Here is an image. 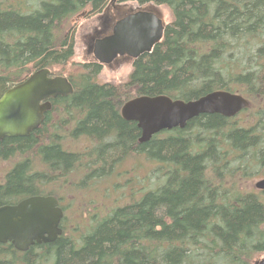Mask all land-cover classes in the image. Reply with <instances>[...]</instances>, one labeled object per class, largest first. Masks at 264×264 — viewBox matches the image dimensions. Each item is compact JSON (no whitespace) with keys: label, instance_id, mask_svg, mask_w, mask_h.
<instances>
[{"label":"trees","instance_id":"obj_1","mask_svg":"<svg viewBox=\"0 0 264 264\" xmlns=\"http://www.w3.org/2000/svg\"><path fill=\"white\" fill-rule=\"evenodd\" d=\"M109 1L0 0V97L39 69L62 75L53 69L72 62L76 41L58 37V25ZM129 1L165 5L172 21L152 52L132 59L128 80L101 83L102 66L83 63L67 75L74 92L52 99L40 128L0 141V159L12 164L0 206L50 192L81 215L74 224L66 216L54 242L27 251L0 244V264H251L264 254V191L239 182L264 164V0H117ZM215 90L250 105L234 117L201 114L143 143L137 123L121 116L137 96L187 101ZM129 154L158 165L157 179L146 174L139 186L132 172L113 182ZM94 175L108 182L97 195ZM109 187L122 192L111 206ZM94 207L98 215L88 213Z\"/></svg>","mask_w":264,"mask_h":264},{"label":"water","instance_id":"obj_2","mask_svg":"<svg viewBox=\"0 0 264 264\" xmlns=\"http://www.w3.org/2000/svg\"><path fill=\"white\" fill-rule=\"evenodd\" d=\"M166 22L155 7L133 10L116 21L109 35L94 42V56L101 64H111L119 56L138 58L150 53L164 37ZM74 92L68 77L52 76L48 68L33 72L23 82L10 87L0 97V140L29 136L44 122L52 109L50 99ZM250 101L240 93L215 90L192 100L167 95L137 96L122 107L125 120L134 121L141 130L139 142L174 128H185L201 114L234 117L249 107ZM264 191V178L255 183ZM64 211L54 196H32L14 205L0 206V243L11 242L19 251L38 243L54 242L62 235ZM104 264V263H101ZM256 264H264V257Z\"/></svg>","mask_w":264,"mask_h":264},{"label":"rangeland","instance_id":"obj_3","mask_svg":"<svg viewBox=\"0 0 264 264\" xmlns=\"http://www.w3.org/2000/svg\"><path fill=\"white\" fill-rule=\"evenodd\" d=\"M120 4H122L120 6L123 7L120 10L121 12H124L129 8H132L133 10L146 8L144 6H140L136 1H129V2L120 3ZM28 5H29V3H28ZM148 6L158 8L166 23H169L170 21H172L171 10L167 6L155 5V4H150ZM92 14H93V16H88L87 19H85V18L77 19L76 15H75V16H72V18H70L69 20L63 21L62 23H60L58 25V29H57L58 37L59 36L65 37L66 35L74 36L76 44H75V55H74L72 62L70 64H68L67 66H59V65L56 66L53 69L54 72L65 75L66 77H67V75H71V76L74 74L77 75L76 67L79 65H82L83 63L86 62V59H85L86 48L85 47L87 46V41H89L88 34L93 32L94 26H99L104 20L101 18L100 19L96 18L95 13H92ZM108 18L110 20L117 19V17H115L114 13H111V12L109 13ZM88 61H90V60L88 59ZM131 72H132V60L124 61V62H118L113 67H102L101 73L98 76V80L101 83H109V82L121 83V82H125L128 80ZM246 116L247 115L245 112L241 113L240 114V120L242 121V119H244ZM165 135H166L165 133H161V136H165ZM28 154L29 153H26L24 155H28ZM121 163L124 167V168L123 167L122 168L123 169L126 168V169H128V171L126 173H124V172L119 173L120 170H118V172L112 176L111 180L113 182H115V181L120 182L121 180L126 178V175H128L127 177H129L130 174H132V172L139 173L140 177H137V178L138 179L141 178V179L137 183H139L138 184L139 186H143V187L145 186V185H143V182L145 181V179H143V177L146 176V174H148L152 177L151 179L153 180L155 178V174L159 171V168H160V167H158V165L150 164L149 159L144 157L142 154L140 157H137V155L129 154L126 158L123 159V161ZM134 163H137V165H136L137 167L136 166H135L136 168L134 167L135 169H133ZM11 165L12 164L9 161H4V160L0 159V182L3 181L4 175L8 171V168L11 167ZM132 169H133V171L130 172V170H132ZM74 171H76V170H74ZM124 174H125V176L123 177ZM75 175H78V174L75 172ZM91 177H92V179H91L92 183H88V187H93V191L97 189L96 192H92V194L97 195L102 190L100 188V186H102V188L105 189L106 185L108 184L107 178H105L103 176L98 178L95 175L90 176V178ZM262 178H264V164L260 165V166H256L254 168L251 176L244 177V178L240 179L239 180L240 187H242L243 190H248V191L258 190L255 188V183ZM155 179H157V178H155ZM152 180H151V183H152ZM131 183H132V181H131ZM146 185H147V183H146ZM121 188H123V187H121ZM106 191L108 194L106 193L107 195H106L105 199L109 200L106 202V204L108 206H111L112 204L117 203V201L121 198L122 192L119 194L116 193V187H109L106 189ZM124 192H125V189H124ZM115 194H117V195H115ZM110 195H112V197ZM113 195H115V196L113 197ZM91 197H89V198H91ZM94 198H96V200H94V201H96L97 203H99L98 200H101L100 196L94 197ZM112 201H113V203H112ZM96 210L94 207V210L92 212H88V213H92V215L93 214L98 215L99 212ZM105 211H108V210H105ZM66 216L69 217V219H68L70 221L69 223L74 224V223H76L77 219H79V217L81 215L76 214V213L70 214L69 210L68 211L66 210ZM263 257H264V254L257 255L252 260L251 264H256V262Z\"/></svg>","mask_w":264,"mask_h":264},{"label":"flooded vegetation","instance_id":"obj_4","mask_svg":"<svg viewBox=\"0 0 264 264\" xmlns=\"http://www.w3.org/2000/svg\"><path fill=\"white\" fill-rule=\"evenodd\" d=\"M120 5V2H117V0H112V1H109L104 7H102L101 9L99 10H96L97 12H92L93 11V8H90L88 5L83 8L82 10L78 11L77 13L73 14V16L76 15V18L77 19H80V18H85L87 19L88 16H93L92 13H95V17L96 18H101V19H104L103 22L99 25V26H94L93 27V32L92 33H89L88 36H89V41H87V46L85 47L86 50H85V59H86V62L85 64L88 65V59L91 61V62H96L98 64H100L102 67H113L116 63L118 62H124V61H130L132 60L133 58H131L130 56L128 55H124V56H119L114 62H112L111 64H101L97 61V59L95 58L94 56V52H93V48H94V42L96 39L98 38H101V37H104L106 35H109L111 32H112V29H113V26L115 24L116 21L120 20L121 18L127 16L128 14H130L131 12H133V9L132 8H129L127 9L126 11L124 12H121L120 10L123 8L121 7ZM114 13L115 17H117V19H113V20H110L108 18L109 16V13ZM72 18V16H71ZM69 20V19H68ZM101 73V72H100ZM72 94L70 95H67V96H58L56 98H52V99H57V98H60L62 99V97H68V96H71ZM52 99H50V101L52 102ZM123 107V106H122ZM52 109H53V103H52ZM51 109V110H52ZM50 110V111H51ZM122 110V108H121ZM48 111L46 113V115L50 112ZM121 116H122V112H121ZM46 117V116H45ZM123 117V116H122ZM45 120V119H44ZM58 123V121H57ZM76 122H73L69 125V130L72 131L74 129V124ZM42 126V124L40 125V127ZM39 127V128H40ZM138 127V126H137ZM37 130V129H36ZM36 130H33L31 133L35 132ZM31 135V134H30ZM3 139H1L0 141H2ZM40 187V184L37 185V188ZM54 196L58 202H59V206L63 209L64 211V217L61 221V227L64 228V225H63V221L66 217V210H67V204L63 201V199L57 195H54L53 193H33V194H27V195H24V197L20 198V199H17L16 201L12 202V203H9L10 205H14V204H17L19 203L20 201H22L23 199H26V198H29V197H32V196ZM2 206V205H1ZM0 244H9V245H12L13 244L11 242H7V243H0ZM42 244V243H41ZM36 245H40L38 243L32 245L29 247V249L31 247H34Z\"/></svg>","mask_w":264,"mask_h":264},{"label":"bare ground","instance_id":"obj_5","mask_svg":"<svg viewBox=\"0 0 264 264\" xmlns=\"http://www.w3.org/2000/svg\"><path fill=\"white\" fill-rule=\"evenodd\" d=\"M4 205H7V204H4ZM3 206V205H2Z\"/></svg>","mask_w":264,"mask_h":264}]
</instances>
